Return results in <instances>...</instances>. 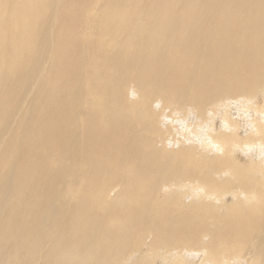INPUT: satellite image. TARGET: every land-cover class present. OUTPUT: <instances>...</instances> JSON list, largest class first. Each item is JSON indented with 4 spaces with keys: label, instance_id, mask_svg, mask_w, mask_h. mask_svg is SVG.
Here are the masks:
<instances>
[{
    "label": "bare ground",
    "instance_id": "6f19581e",
    "mask_svg": "<svg viewBox=\"0 0 264 264\" xmlns=\"http://www.w3.org/2000/svg\"><path fill=\"white\" fill-rule=\"evenodd\" d=\"M0 264H264V0H0Z\"/></svg>",
    "mask_w": 264,
    "mask_h": 264
}]
</instances>
